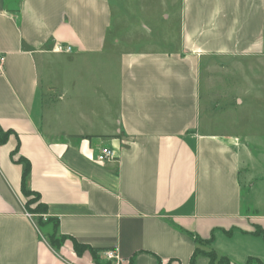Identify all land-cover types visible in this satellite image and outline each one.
I'll return each mask as SVG.
<instances>
[{
    "label": "crops",
    "instance_id": "crops-1",
    "mask_svg": "<svg viewBox=\"0 0 264 264\" xmlns=\"http://www.w3.org/2000/svg\"><path fill=\"white\" fill-rule=\"evenodd\" d=\"M113 20L110 0H0V264H209L210 250L264 264L240 136L213 129L200 94L203 59L257 55L264 0H181L172 48L118 51ZM107 148L115 158L98 161Z\"/></svg>",
    "mask_w": 264,
    "mask_h": 264
},
{
    "label": "rangeland",
    "instance_id": "rangeland-1",
    "mask_svg": "<svg viewBox=\"0 0 264 264\" xmlns=\"http://www.w3.org/2000/svg\"><path fill=\"white\" fill-rule=\"evenodd\" d=\"M110 1L118 51L178 42L181 0ZM208 60L200 74L203 118L208 113L214 130L239 134L244 208L264 218V31L256 56L214 57L209 66Z\"/></svg>",
    "mask_w": 264,
    "mask_h": 264
},
{
    "label": "trees",
    "instance_id": "trees-1",
    "mask_svg": "<svg viewBox=\"0 0 264 264\" xmlns=\"http://www.w3.org/2000/svg\"><path fill=\"white\" fill-rule=\"evenodd\" d=\"M9 134V131H2L0 128V143L4 142L7 135ZM28 172H29V163L25 162L24 164V168L22 171V176H21V189H22V193L24 196L28 197L27 201H26V207L27 210H29L31 213H36L42 215L43 213H45L46 211V206L44 203L39 202V195L37 193H35L34 191H31L30 189H28L27 187V176H28ZM31 196V197H30ZM36 203V205L34 207H30L32 203ZM37 223L40 225L41 223V217H37L36 218ZM257 234H262V232L260 230L257 229V231H255ZM48 238V242L50 244V246L57 251L64 239L63 236H59L56 234V227L54 224V231L49 234L47 236ZM195 243L197 244H210L212 238L209 239H201L198 236L194 235L193 236ZM73 247L74 250L77 254H81L84 250L88 249L92 256L95 255L96 251L95 249L89 248L85 245L79 244L77 242H73ZM204 254L206 255V257L208 258V263L209 264H229V259L225 256H219L217 255L213 250H210L209 252H204ZM219 256V258L217 259V257ZM253 262H257L255 261L253 258H249L245 264H254ZM258 264L259 261L257 262Z\"/></svg>",
    "mask_w": 264,
    "mask_h": 264
},
{
    "label": "built area",
    "instance_id": "built-area-1",
    "mask_svg": "<svg viewBox=\"0 0 264 264\" xmlns=\"http://www.w3.org/2000/svg\"><path fill=\"white\" fill-rule=\"evenodd\" d=\"M54 51L58 52V53H70L72 51V48L70 45L58 44V45H56ZM2 61H3V58L0 56V67H1ZM115 156L116 155H115L114 150L107 148V149H102L98 153L96 159L98 161H109V160H113L115 158ZM102 255L105 258V260H107V261L116 260V258H117L115 250H111V249H107V250L102 251Z\"/></svg>",
    "mask_w": 264,
    "mask_h": 264
}]
</instances>
